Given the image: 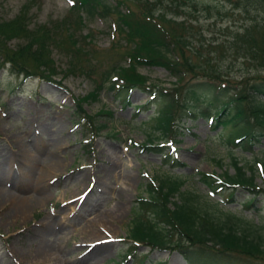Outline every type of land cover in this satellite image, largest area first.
<instances>
[{
	"label": "rangeland",
	"instance_id": "obj_1",
	"mask_svg": "<svg viewBox=\"0 0 264 264\" xmlns=\"http://www.w3.org/2000/svg\"><path fill=\"white\" fill-rule=\"evenodd\" d=\"M27 2L31 9L27 17L32 24L61 19L71 3L0 0V21L13 19ZM183 2L185 17L205 44L225 43L242 27L264 18V9L250 3L244 6L240 0ZM115 20L88 17L78 35L81 41L82 35H93L89 49L96 53L92 58V63L99 66L96 73L108 69L126 48ZM17 43L14 40L10 46ZM216 55L220 56L218 65L224 77L240 75L243 67L231 54L222 51V55ZM53 58L59 66L53 82L39 77L22 81L23 77L12 74L8 65L0 68V264H189L180 253L169 249L177 238L169 237L166 228L153 218L139 215L135 208L136 196L149 178L164 175L182 177L183 189L198 196L200 203L206 200L211 211L228 210L263 226L264 234L262 197H257L249 209L245 205L250 197L247 193H237L229 203L224 195L210 194L199 180L202 172L234 175L230 150L222 139L226 132L221 134L220 129L210 127L207 119L195 116L184 119L172 141L153 139L155 145L165 143L162 151L181 164L172 168L163 162L160 153L142 152L130 142L147 144L149 129L145 123L155 111L148 105V92L134 89L129 105L123 107L103 89L96 101L84 105V110L92 116L106 110L112 116L96 118L107 128L87 144L81 126L75 122L74 101L90 93L94 82L81 74L65 75V55L54 52ZM125 62L122 58L119 63ZM139 72L155 86L168 88L175 82L160 67H144ZM137 106L146 109L137 112ZM252 149L235 148L231 154L247 168L255 158L264 162V136ZM255 181L264 187L258 169ZM147 221L149 225L145 224L142 232H148L145 237L151 242L167 238L163 245L168 246L156 243L158 246L151 249L152 245L143 242L148 240L141 241L131 233L136 223ZM131 247L136 253L128 258Z\"/></svg>",
	"mask_w": 264,
	"mask_h": 264
},
{
	"label": "trees",
	"instance_id": "obj_2",
	"mask_svg": "<svg viewBox=\"0 0 264 264\" xmlns=\"http://www.w3.org/2000/svg\"><path fill=\"white\" fill-rule=\"evenodd\" d=\"M70 1L64 17L46 24H32L28 19L29 2L13 19L0 21V68L8 65L11 73L22 76L23 81L39 77L53 82L59 73L53 54L65 55V75L81 74L94 82L90 93L74 101L75 122L81 126L87 144L107 128L106 123L98 124L96 118L111 117L112 112L101 110L92 116L84 110L85 104L96 101L107 89L124 107L129 105L134 89L146 90L150 95L148 105L155 110L145 123L149 129L147 144H131L142 152L160 153L163 162L176 169L181 164L162 151L163 145H155L153 139L172 140L184 119L201 116L213 129H220L221 134L226 132L222 139L230 150L235 173L202 172L200 182L210 194L224 195L229 203L237 193H247L250 197L245 205L249 209L254 207L257 197L264 199V187L255 181L256 169L264 177V162L255 158L247 168L231 154L235 148L252 151L264 136V18L242 27L225 43L213 45L203 43L200 33L185 17L183 0ZM240 1H244V6L250 3L264 9V0ZM88 17H115L118 35L125 41L126 48L119 59L100 73H96L99 66L92 63L96 53L89 49L92 33L82 35L84 41L78 39ZM14 40L18 43L12 48ZM222 51L231 54L243 67L237 78L222 75L220 56L216 55H222ZM122 58L126 62L121 65ZM144 67H160L175 82L168 88L155 86L139 72ZM200 105H204L201 110ZM141 109L146 108L136 107L137 112ZM184 183L178 176L150 177L136 196L139 215L153 218L167 229L169 237L177 238L169 249L180 253L189 264H264L263 226L228 210L211 211L206 200L200 203L198 196L183 189ZM147 223H136L131 233L137 239L148 240L141 241L152 245L151 249L158 246L156 243L165 244L167 238L151 242L145 237L148 232L143 234V226ZM131 251L127 256H134L136 248L131 247Z\"/></svg>",
	"mask_w": 264,
	"mask_h": 264
},
{
	"label": "bare ground",
	"instance_id": "obj_3",
	"mask_svg": "<svg viewBox=\"0 0 264 264\" xmlns=\"http://www.w3.org/2000/svg\"><path fill=\"white\" fill-rule=\"evenodd\" d=\"M54 160H55V159H54ZM52 162H54V161H52ZM56 164H57V162H56ZM54 165H55V164H54ZM24 209H25V208H24ZM99 252H100V251H99ZM99 252H97V253H99ZM97 253H96V254H97Z\"/></svg>",
	"mask_w": 264,
	"mask_h": 264
}]
</instances>
